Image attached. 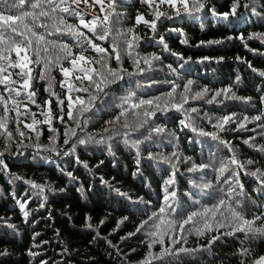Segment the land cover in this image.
<instances>
[{"label": "trees", "instance_id": "1", "mask_svg": "<svg viewBox=\"0 0 264 264\" xmlns=\"http://www.w3.org/2000/svg\"><path fill=\"white\" fill-rule=\"evenodd\" d=\"M235 2L206 0V8L194 16H176L165 4L159 10L166 11L172 18L162 17L153 31L143 21L155 19V5L141 3V0H117L115 11L119 13L120 23L114 27L135 33L139 37L138 47L131 57L122 54L117 62L111 54V37L97 41L108 48L104 62L120 72L123 79L107 85L104 93H96L98 98L83 116L78 115L80 106L74 104L72 110L78 115L80 127L67 116L68 85L84 87L88 82L76 81L74 76L64 77L55 63L57 57H61L60 65L69 68L72 65L63 59L65 54L60 45L53 49L42 42L41 48L49 47L47 57L41 51L40 63L29 64L32 78L24 77L30 79L36 92L35 103L27 99L28 90L22 89L24 99L19 107L21 120L28 124L36 120L35 131L24 128L23 124L17 125L12 102L8 104L12 109L9 112H4L0 103V118H9L7 127L14 133L11 138L0 134V153H3L0 158L4 160V165L0 166V264H146L149 254L159 253L162 245L156 243L151 249L148 247L152 239L148 233L154 230L155 221H149L140 232L137 228L164 203L165 182L169 179L175 180L169 191L176 192L177 209L170 218L177 224L192 213L213 209L220 200L228 201V207H221L223 216L218 212L216 216L205 217L213 230L204 235L196 234V224L185 225L183 232L178 227L168 229L161 237L163 247L200 250L168 257L164 264H241L242 261L251 264L254 258L264 255V236L222 235L228 229H216L218 220L230 217L228 208L236 201L241 202L249 219L264 212V187L249 174L257 169L264 171V152L258 150L264 147V119H252L264 114V75H261L264 73V43L261 42L264 0H238L236 14L224 19L221 14L230 13ZM83 4L81 0L79 9ZM87 6L89 11L83 9L87 13L86 20L104 15L99 3L93 5L92 0H88ZM103 7L107 10V3ZM58 15H65L70 24L78 23L73 16ZM138 15L143 16L140 23L136 22ZM82 30L87 33L86 29ZM47 39L69 43L72 51H76L74 42L66 36ZM25 54L34 58L31 49L21 56ZM86 54L93 59L100 58V54L92 51ZM10 57L13 61L17 59L15 52ZM45 58L53 62L51 66ZM145 59L149 63H144ZM134 60H139V65ZM95 67L107 76L105 68L99 64ZM41 70L45 71L44 80L38 78ZM60 81L65 82L64 88L60 87ZM188 81L193 83L190 92L185 93L184 85ZM173 84L177 85L174 102L180 103L181 93H184L189 97L188 103L179 111L169 103L167 111L156 112L148 123L125 137V122L135 127L146 119L143 113L148 106L133 109L132 105L156 97H161L159 103L164 105ZM229 88L231 92L227 96L222 93L215 102H207L215 93ZM205 89L207 93L202 98H191ZM70 94L73 101L80 96L86 103L90 95L76 91ZM233 94L237 99L227 98ZM57 97L64 101L63 105L58 103ZM45 101L50 103L45 104ZM24 103L28 106L27 112ZM122 108H127L128 114L110 123L120 116ZM193 108L195 112L191 111ZM224 116L233 117V121L219 130L215 125ZM189 117L191 125L185 127L181 121L188 123ZM244 117L249 121L240 128L239 124L245 123ZM18 128L25 133L23 137L16 134ZM71 130H75V136L71 135ZM201 130L210 135H201ZM213 133L230 142L234 153L219 140H213ZM250 137L255 139L245 144ZM65 139L69 141L67 144ZM78 139L87 143L79 144ZM136 141L140 142L138 148L133 146ZM149 154L156 158L150 159ZM233 154L244 168L231 165L221 181L232 172L235 178L227 184L218 183L216 170ZM161 156L167 160L160 159ZM248 161L253 163L248 164ZM202 163L212 167L206 171H188L193 164ZM190 181L200 187L193 188ZM33 184L41 186L43 191ZM204 184L213 187L203 189ZM117 190L127 195H119ZM20 202H24L27 217L21 211ZM195 220L203 225L200 216ZM173 235H183L185 239L172 245L169 237ZM217 235L220 239L209 246L208 241ZM245 248L251 251V256L241 254Z\"/></svg>", "mask_w": 264, "mask_h": 264}, {"label": "snow or ice", "instance_id": "2", "mask_svg": "<svg viewBox=\"0 0 264 264\" xmlns=\"http://www.w3.org/2000/svg\"><path fill=\"white\" fill-rule=\"evenodd\" d=\"M81 3V0H0V61H6V64L0 63V85L3 87L0 88V103H2L3 111L9 112L12 109H9V102L13 103L14 110L16 111V123L17 125L23 124L24 128L35 131L33 125L36 123V120L33 119L32 124L25 123L19 117L22 115L19 111L20 105L23 103V97L21 96V90L27 91V99L35 103L33 99L36 95L35 90L32 88V84L30 83V79H25V75H28L32 78V70L29 68L30 63L39 64L41 61V51L47 57L49 53V47L45 46L41 48V44L50 45L53 49L60 45L61 51L65 54L63 59H66L69 64L72 65V68L65 67L59 64L61 57H57L56 64L59 65V70L61 71L64 77L74 76L76 81H87V85L84 87H74L73 84L68 85L69 94L67 96L68 100V111L67 116L70 120H74L77 123V126L80 127V121L78 119L79 116H83L84 113L89 112L91 110V106L94 100L98 97L96 93H104L105 87L107 85L122 80L123 75L120 72L114 71L111 67H109L104 62L105 55H108V48L102 47L97 41H105L109 40L111 37V54L115 55V59L117 62L120 61L121 55L125 54L128 56H132V51L138 47L139 37L135 35L130 29L128 32H124L119 28L114 27V25H118L120 23L119 13L115 11L117 0H92V4L95 5L99 3L101 5L100 11L104 13L101 16H92L91 19L86 20L85 13L83 10L79 9L78 5ZM84 4H88V0H83ZM107 3V10L103 7V5ZM141 3L149 4L150 6H156V14L155 19L153 20H145L143 21L145 24L150 25L153 31L156 30L157 21H159L162 17L167 16V18L171 19L172 17L168 15L166 11H160V7L163 5H168L171 8L176 16H181L182 14L194 16L195 13H199L206 8V0H141ZM71 5H77L76 8L71 7ZM238 5V0L233 4L232 10L230 13L221 14L224 19H227L230 15L236 14V7ZM248 7V5H245ZM58 13H64L68 16H73L76 18L77 22L68 23L65 15H58ZM213 15H216L213 12ZM143 20L142 15H138L136 17V22L140 23ZM50 22V23H49ZM51 24V28H50ZM64 26V27H61ZM64 28H67V31H64ZM38 29H43L44 31H38ZM86 29L87 33H90L89 36L84 30ZM56 36L62 37L66 36L71 41L74 42L75 52L69 47V43L60 40H48L47 37ZM130 36V38H129ZM163 38H161L162 40ZM264 43V38L261 40ZM209 43H220V41H210ZM123 44V47L121 45ZM165 47H167L165 45ZM27 49H31L34 53V58L28 57L26 54L21 56L22 52H26ZM95 52L100 54L99 59L90 58L86 53ZM15 52L17 59L13 61L10 57V54ZM45 62L51 66L52 61L50 59L45 58ZM134 63L139 65V60H134ZM144 63H149L147 59L144 60ZM80 65L77 67V65ZM99 64L101 68H105L107 70V76L104 75L101 71H99L95 65ZM84 65H92V67H85ZM171 67V66H169ZM183 67V65H181ZM8 69H19V72H9ZM27 69V73L25 70ZM142 71V69H141ZM175 71V69H172ZM4 73H7L4 75ZM131 75V73H128ZM264 75V73H261ZM108 76H111L112 79L109 80ZM13 77H19V79H13ZM38 78L40 80L45 79V71L41 70ZM192 81H188L184 85V92H190V86L192 85ZM19 85V87H14V85ZM103 85V86H102ZM65 82L60 81V87L64 88ZM177 85L173 84L172 90L168 92L166 95L169 98L168 101L161 105L159 101L161 97H156L155 100H140L138 103L132 105L133 109L141 108L143 106H148L143 116L146 119L140 121L135 127H132L129 123L125 122L123 127L126 130L124 135L128 137L130 132H135L139 128L143 127L144 124L148 123V119L156 114L158 111H167L169 103H171V107L176 108V110H181L184 104L188 103L189 97L184 93H181V102H174V93L176 91ZM94 89V90H93ZM47 91V89H45ZM84 92L90 93L87 103L85 99L80 96H77L75 101H73L71 92ZM231 92V89H223L220 92L215 93L211 100H208V103H213L216 101V98L219 97L222 93L227 96L228 93ZM7 93V96L4 95ZM207 93V89L202 92L195 93L191 98L197 99L202 98ZM230 99H237L234 94L230 97ZM58 103L63 105L64 101L57 97ZM127 102V101H126ZM50 101H45V104H49ZM79 105L78 115L73 112V106ZM25 112L28 111V106L26 103L23 104ZM39 106V105H37ZM63 112V108H61ZM127 108H122L120 116L116 117L115 121L110 123H115L120 120L121 117H124L128 114ZM192 112H195L196 109H191ZM134 115H139L138 113H133ZM35 116V113L32 114ZM8 117L0 118V129H3V135H6L8 138H11L14 133L8 129L7 122ZM59 119L63 122V116H60ZM255 121H261L264 119V114L257 115L252 117ZM233 121V117L224 116L215 127L219 130H223L224 126ZM245 123L239 124L240 128H244L245 124L249 121L248 117H244ZM85 125L87 124V120L85 119L83 122ZM181 123L185 127H189L191 125V118H188V123L185 121H181ZM196 130L195 128L193 129ZM55 131V129H52ZM107 131V130H106ZM157 132L163 131V129H156ZM19 136L23 137L24 132L17 129V133ZM201 135H210L209 133H205L202 130L200 131ZM68 135V133H66ZM71 135L75 136V130H71ZM213 140H219L220 143L225 144L228 147L230 152L234 153V149L230 146V142H226L220 139L219 135L216 133L211 134ZM254 137H250L249 140H245L244 143L248 144L250 140H254ZM68 139L64 140V143L67 144ZM127 142V140H126ZM79 144L87 143L84 139H78ZM139 141L133 142V146H139ZM261 152H264V147H260L258 149ZM67 154V153H65ZM175 155V154H174ZM3 156V153H0V157ZM150 159H154L151 154H149ZM162 160H167L166 157H160ZM253 161H248V164H252ZM4 165V160L0 158V166ZM231 165H235L238 168L243 169L244 165L239 159L233 154L229 157V160L223 164L222 167L216 170L217 182L220 183H229L230 180L235 178V172H232L229 177L224 178L221 181V177L226 171H229ZM212 167L210 164H193L191 168L188 169L189 172L195 171H206L208 168ZM250 175L256 177L260 182L261 186L264 187V171L257 169L254 172H250ZM70 175V174H69ZM27 182V181H26ZM166 187L164 189V203L158 209L157 212H153L152 216L148 217V220H145L138 228L137 232H140L145 228V225L149 223V221H155L152 224L153 231L149 232L148 235L152 238L150 243L148 244L149 249L153 247L154 244L160 243L162 245L161 251L159 253H150L146 258V264H153L154 261L160 262V264H164L166 258L171 256L179 255L180 253H189L196 252L200 249H187L184 247H163L164 241L161 239L163 235L167 234V230L173 227H178L181 232L185 230V225L196 224V234L204 235L206 231L213 230V227L205 217L211 215L216 216L219 212L221 216L223 213L220 212L222 206L228 207V201L220 200L217 205L214 206L213 209L205 208L202 212L192 213L187 219L177 222L170 218L173 213L177 211L175 207V198L176 192L169 191V187L175 183L174 179H169L165 182ZM193 188L200 187L197 185L195 181L189 182ZM36 188H41L39 185H32ZM213 185L204 184L203 189H210ZM41 191L43 189L41 188ZM119 195L125 196V193H119ZM141 202H143L141 200ZM43 206V205H41ZM20 208L23 212L24 216H28V212L25 210L24 202H20ZM230 212V217H224L221 220L217 221L216 229L226 228L228 231L223 232L222 235H235L236 233H244L245 236L250 238L262 237L264 236V212H260L251 219L247 218L244 213L243 205L240 201H236L234 205L228 208ZM200 216L203 219V225L200 226L197 224L195 217ZM103 223V222H101ZM91 227V225H89ZM185 237L183 235L177 237L175 235L170 236L169 240L172 245L178 244L181 240H184ZM220 239V236H213L212 239L208 241V245L211 246L215 241ZM244 256H251L252 253L249 249H242L241 252ZM35 255V253H32ZM241 264H246V262L242 261ZM251 264H264V255H259L251 261Z\"/></svg>", "mask_w": 264, "mask_h": 264}, {"label": "rangeland", "instance_id": "3", "mask_svg": "<svg viewBox=\"0 0 264 264\" xmlns=\"http://www.w3.org/2000/svg\"><path fill=\"white\" fill-rule=\"evenodd\" d=\"M81 7V9L83 10H85V11H89V8H88V6L87 5H85V4H83L82 6H80Z\"/></svg>", "mask_w": 264, "mask_h": 264}]
</instances>
